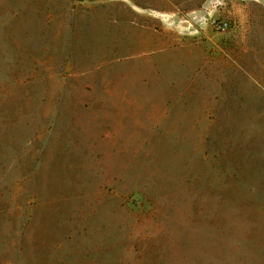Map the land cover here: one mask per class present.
Masks as SVG:
<instances>
[{"label":"rangeland","instance_id":"obj_1","mask_svg":"<svg viewBox=\"0 0 264 264\" xmlns=\"http://www.w3.org/2000/svg\"><path fill=\"white\" fill-rule=\"evenodd\" d=\"M0 264H264V0H0Z\"/></svg>","mask_w":264,"mask_h":264}]
</instances>
